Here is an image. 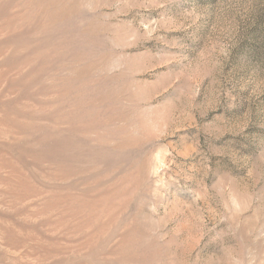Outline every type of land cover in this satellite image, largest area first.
<instances>
[{
  "label": "rangeland",
  "instance_id": "374dc122",
  "mask_svg": "<svg viewBox=\"0 0 264 264\" xmlns=\"http://www.w3.org/2000/svg\"><path fill=\"white\" fill-rule=\"evenodd\" d=\"M0 264H264V0H0Z\"/></svg>",
  "mask_w": 264,
  "mask_h": 264
}]
</instances>
